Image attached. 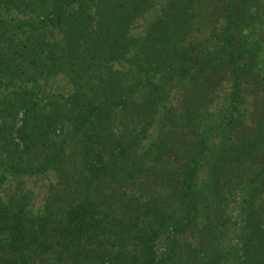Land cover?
<instances>
[{"label": "trees", "instance_id": "obj_1", "mask_svg": "<svg viewBox=\"0 0 264 264\" xmlns=\"http://www.w3.org/2000/svg\"><path fill=\"white\" fill-rule=\"evenodd\" d=\"M0 10V264H264V0Z\"/></svg>", "mask_w": 264, "mask_h": 264}, {"label": "rangeland", "instance_id": "obj_2", "mask_svg": "<svg viewBox=\"0 0 264 264\" xmlns=\"http://www.w3.org/2000/svg\"><path fill=\"white\" fill-rule=\"evenodd\" d=\"M0 19L2 20V22L0 23V26H9L8 22L6 23V19L7 17L5 16V13L3 11L0 10ZM137 22L140 24V20H137ZM15 23H12L11 25L13 26ZM53 84V85H52ZM51 85L52 87L55 86L54 88H56L58 85H60V83H58L57 81L53 82ZM52 90V88L50 89ZM251 112V110H249ZM46 182L44 181L43 178H33L32 180H30L29 178L26 179V186L30 187V188H34L37 189L38 192L34 193L35 197H34V201H33V205L37 206V204H39L40 198L41 196L39 194H41L40 192H42L39 188L40 185H44Z\"/></svg>", "mask_w": 264, "mask_h": 264}]
</instances>
